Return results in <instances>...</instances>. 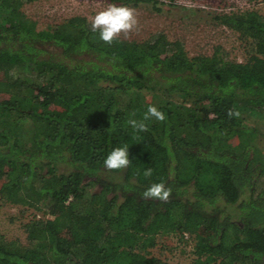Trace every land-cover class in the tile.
Returning a JSON list of instances; mask_svg holds the SVG:
<instances>
[{"label": "trees", "instance_id": "obj_1", "mask_svg": "<svg viewBox=\"0 0 264 264\" xmlns=\"http://www.w3.org/2000/svg\"><path fill=\"white\" fill-rule=\"evenodd\" d=\"M35 1L0 0V198L53 218L25 223L26 243L0 232V264H168L151 249L173 230L202 235L200 264H264V129L247 116L264 111V14L217 15L245 39L239 62L161 30L108 45L82 15L45 28L23 10ZM149 105L166 120L134 132ZM125 145L131 165L106 170ZM159 182L169 201L142 199Z\"/></svg>", "mask_w": 264, "mask_h": 264}, {"label": "rangeland", "instance_id": "obj_2", "mask_svg": "<svg viewBox=\"0 0 264 264\" xmlns=\"http://www.w3.org/2000/svg\"><path fill=\"white\" fill-rule=\"evenodd\" d=\"M186 1H191L195 6L168 5L158 2H142L137 6L115 4L134 8L138 19L136 29L127 37L123 34L120 37L142 41L161 30L165 31L171 40L183 42L190 55H211L220 46L229 59L239 62L246 61L248 46L245 39L240 36L239 32L220 24L216 17L222 12V8L237 2L245 6L247 0ZM112 4L114 3L108 0H38L24 5L23 10L29 17L46 28L74 15L86 16L91 21L98 12ZM253 10L264 14V0L255 3ZM143 94L148 101L151 100L149 91H144ZM2 96L4 97L5 94ZM172 99L181 102L178 95H173ZM247 116L250 124L264 129V111L250 112ZM257 145L264 152V131L260 134ZM2 180H0V186ZM263 185L264 182L259 183L260 188ZM38 217L53 218L52 214L46 210L11 204L0 198V232L8 239H18L26 243L24 225L29 220ZM200 239L202 235L199 233L189 236L188 239L175 230L163 233L158 236V244L151 249V254L168 264H200L194 254L195 244Z\"/></svg>", "mask_w": 264, "mask_h": 264}, {"label": "clouds", "instance_id": "obj_3", "mask_svg": "<svg viewBox=\"0 0 264 264\" xmlns=\"http://www.w3.org/2000/svg\"><path fill=\"white\" fill-rule=\"evenodd\" d=\"M137 26L136 10L128 6H116L115 4L109 5L105 10L98 12L91 20V30L98 32L99 39L108 45L118 41L121 34L127 37ZM228 115L229 117L235 116L238 118L240 113L229 110ZM166 118L164 112L158 110L154 105H149L142 120L131 119L128 123L134 132H146L148 131L146 121L155 119L156 121L164 122ZM130 165L129 147L126 145L112 149L103 161V167L108 171L125 170ZM152 174V168H147L143 173L145 177H151ZM171 194V188L167 187L164 182L153 183L143 192L142 199L167 203Z\"/></svg>", "mask_w": 264, "mask_h": 264}, {"label": "built area", "instance_id": "obj_4", "mask_svg": "<svg viewBox=\"0 0 264 264\" xmlns=\"http://www.w3.org/2000/svg\"><path fill=\"white\" fill-rule=\"evenodd\" d=\"M262 0H259L258 2H260ZM168 1L165 0V3H167ZM175 4H183L184 6H189V7H193L195 6L194 3H192L191 1H186V0H176L174 2ZM255 3L257 2H253L251 0H247V3L245 4V6H243L242 4L240 3H232L230 5H228L226 8H222V12L221 13H231V12H243V11H246V10H252ZM184 237L185 238H189V234L188 233H185L184 234Z\"/></svg>", "mask_w": 264, "mask_h": 264}]
</instances>
